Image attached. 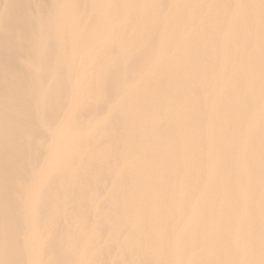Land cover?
I'll return each mask as SVG.
<instances>
[{"label": "bare ground", "instance_id": "bare-ground-1", "mask_svg": "<svg viewBox=\"0 0 264 264\" xmlns=\"http://www.w3.org/2000/svg\"><path fill=\"white\" fill-rule=\"evenodd\" d=\"M0 264H264V0H0Z\"/></svg>", "mask_w": 264, "mask_h": 264}]
</instances>
